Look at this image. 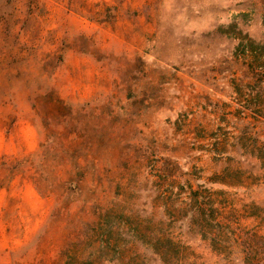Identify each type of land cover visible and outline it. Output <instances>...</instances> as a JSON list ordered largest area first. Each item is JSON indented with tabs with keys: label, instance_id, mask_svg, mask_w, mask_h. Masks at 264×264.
<instances>
[{
	"label": "rangeland",
	"instance_id": "obj_1",
	"mask_svg": "<svg viewBox=\"0 0 264 264\" xmlns=\"http://www.w3.org/2000/svg\"><path fill=\"white\" fill-rule=\"evenodd\" d=\"M263 19L264 0H0V264H65L75 244H108L95 225L112 206L142 226L164 221L219 264L189 224L170 229L154 183L177 164L201 176L195 186L264 208L262 162L231 163L257 174L251 186L212 182L236 154L215 160L196 138L248 125L264 142V121L237 117L233 86L247 79L238 36L264 41ZM262 222L240 220L255 244ZM132 230L110 244H142Z\"/></svg>",
	"mask_w": 264,
	"mask_h": 264
},
{
	"label": "trees",
	"instance_id": "obj_2",
	"mask_svg": "<svg viewBox=\"0 0 264 264\" xmlns=\"http://www.w3.org/2000/svg\"><path fill=\"white\" fill-rule=\"evenodd\" d=\"M238 38L240 42L235 55L242 58L247 67V79L234 81L236 99L241 105L237 117L240 120L253 117L264 121V41H257L248 33ZM222 121H226V118ZM233 127L238 133L219 125L218 130L207 136L197 133L196 138L211 139V147L206 151L214 153L215 160L221 161L229 151L236 154L227 155L225 159L229 164L210 178L212 182L229 187H248L256 183L257 174L231 163L240 162V158L244 161L251 158L259 159L264 167V142L251 135L248 125L240 130L237 126ZM166 162L170 165L171 161ZM183 174H188V177L181 185L177 183V177ZM159 175L162 182L154 183L157 191L154 201L164 207V216L172 220L173 223L169 222L170 229L177 221L189 224L221 257L219 264H264V244H255L253 238L244 236L240 223L243 217H253L264 223L263 207L254 202H239L237 192L216 190L204 184L195 186L191 180L201 176L195 172H181L177 164L164 167ZM134 218L120 212L118 207L106 208L101 212L95 228L98 234L106 236L107 240L103 241L108 244H75L65 252V264H151L152 260L159 264H205L199 262L200 256L188 244L177 239L169 228L162 227L164 221L158 222L160 226L150 221L142 226ZM127 227L133 229L130 235L142 244H110L112 235L119 231L123 232L122 240H126L123 234H127L124 232ZM138 245L149 251L151 256L137 252ZM129 251L135 252V255H130Z\"/></svg>",
	"mask_w": 264,
	"mask_h": 264
}]
</instances>
